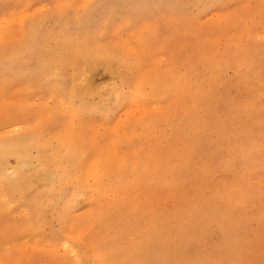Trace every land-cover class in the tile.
<instances>
[{"label": "rangeland", "instance_id": "rangeland-1", "mask_svg": "<svg viewBox=\"0 0 264 264\" xmlns=\"http://www.w3.org/2000/svg\"><path fill=\"white\" fill-rule=\"evenodd\" d=\"M1 19L0 143L51 174L0 159V264H264V0H0ZM98 152L123 159L102 158L101 189Z\"/></svg>", "mask_w": 264, "mask_h": 264}, {"label": "bare ground", "instance_id": "bare-ground-1", "mask_svg": "<svg viewBox=\"0 0 264 264\" xmlns=\"http://www.w3.org/2000/svg\"><path fill=\"white\" fill-rule=\"evenodd\" d=\"M80 2V1H79ZM85 2V1H84ZM79 5H80V3H79ZM42 6V5H41ZM84 5H82V7H83ZM40 7V6H39ZM77 7V6H76ZM81 8V7H80ZM148 8V7H147ZM34 9V8H33ZM42 9V8H41ZM38 10V9H37ZM43 10V9H42ZM37 12V11H36ZM32 13V12H31ZM20 15V14H19ZM18 15V16H19ZM23 15V14H22ZM24 15H26V14H24ZM27 15H29L28 13H27ZM20 17H21V15H20ZM18 18V19H21V18ZM18 19H16L15 21H17ZM2 21V19L0 20V22ZM18 23V22H17ZM5 24V23H4ZM12 25L14 26V23H12ZM11 25V26H12ZM15 25H16V23H15ZM7 26H8V24H7ZM6 26V27H7ZM9 27V26H8ZM16 27H14V29H15ZM17 28H18V26H17ZM4 29V28H3ZM2 29V30H3ZM6 29V28H5ZM11 29V28H10ZM32 29H34V26H31L30 28H29V31L30 30H32ZM13 30V29H12ZM17 31V30H16ZM159 34V33H158ZM3 35V34H2ZM128 35V34H127ZM133 35V34H132ZM15 36V35H14ZM16 36H17V34H16ZM15 36V37H16ZM136 36V35H135ZM158 36V35H157ZM4 37V36H3ZM2 36L0 37V38H3ZM126 37V36H125ZM14 38V37H13ZM122 38V37H121ZM10 39V38H9ZM123 39V38H122ZM137 39V38H136ZM135 39V40H136ZM156 39V38H155ZM242 39H243V36H242ZM126 40V39H125ZM241 40V39H240ZM239 40V41H240ZM137 41H138V39H137ZM238 41V42H239ZM242 41V40H241ZM128 42V41H127ZM232 42V41H231ZM183 43V42H182ZM234 43V42H233ZM127 44V43H126ZM126 44H124V46L126 45ZM249 44V43H248ZM177 45H179V44H177ZM246 45V44H245ZM243 46V45H242ZM157 47V46H156ZM161 47V46H160ZM247 47H248V45H247ZM259 47V46H258ZM180 48V47H179ZM255 48V47H254ZM249 50V49H248ZM251 50V49H250ZM253 50V49H252ZM256 50V49H255ZM245 51V50H244ZM247 51V50H246ZM254 51V50H253ZM224 52V51H223ZM223 52H221V53H223ZM231 52H233V51H231ZM236 52V51H235ZM257 52H258V49H257ZM237 53H239V52H237ZM245 53V52H244ZM243 53V54H244ZM218 54V53H217ZM220 54V53H219ZM224 54V53H223ZM228 54H230V53H228ZM61 55H63V53H61ZM251 55V54H250ZM73 56H74V58L76 59V60H79V64L80 65H82V67H83V69L84 70H86V72H85V75H86V77H85V79L82 81V84H84L85 86H89V76H90V74H91V69H92V67H93V62H92V60H91V53H90V51H88V50H86V49H83L82 47H80L79 45H74V54H73ZM242 56V55H241ZM253 56H254V53H253ZM253 56H251V57H253ZM251 57H248L247 59H252ZM232 59V58H231ZM243 59V58H242ZM215 60V59H214ZM240 60H241V58H240ZM239 60V61H240ZM244 60V59H243ZM252 60H254V59H252ZM251 60V61H252ZM159 61H161V60H159ZM218 61H221V60H218ZM225 61V60H224ZM231 61V60H230ZM233 61V60H232ZM43 62H45V60L43 61ZM42 62V63H43ZM227 62V61H226ZM243 62V61H242ZM41 63V64H42ZM229 63H231V62H229ZM233 63V62H232ZM240 63V62H239ZM247 63V62H246ZM41 64L39 65V70H40V66H41ZM213 64V63H212ZM236 64H238V63H236ZM218 66V65H217ZM216 67V66H215ZM214 67V68H215ZM242 69H244V68H242ZM47 70V65H45L44 64V67L42 68V72H45ZM208 70H211V69H208ZM208 70H206V71H208ZM159 71V70H158ZM220 71V70H219ZM155 72V71H154ZM218 72V71H217ZM246 72V71H245ZM256 72V71H255ZM163 73V72H162ZM208 73H209V71H208ZM244 73V72H243ZM242 73V74H243ZM84 74V73H83ZM150 74H152V73H150ZM149 74V75H150ZM219 74V73H218ZM84 75V76H85ZM154 75V74H153ZM210 76H211V74H209ZM244 75V74H243ZM256 75V74H255ZM215 76V75H214ZM214 76H213V78H214ZM220 76V75H219ZM250 76H252L251 74H250ZM93 77V76H92ZM147 78V77H146ZM178 78H180V77H178ZM237 78H239V77H237ZM217 79H219V78H217ZM99 80V79H98ZM201 80H203V79H201ZM205 80H207V79H205ZM209 80V79H208ZM220 80H222L221 78H220ZM236 80H238V79H236ZM117 81V80H116ZM222 81H225V80H222ZM78 82H80V81H78ZM221 82V81H220ZM227 82V81H226ZM240 82L241 81H239V84H240ZM95 83V82H94ZM177 84V83H176ZM212 84H214V82L212 83ZM219 84H221V83H219ZM218 84V85H219ZM224 84V83H223ZM238 84V83H237ZM115 85V84H114ZM153 85V84H152ZM211 85V84H210ZM227 85V84H226ZM231 86H232V84H231ZM247 86V85H246ZM207 87V86H206ZM221 87V86H220ZM252 86L250 85V88H251ZM254 87V86H253ZM257 87V86H256ZM234 88V87H233ZM249 88V87H248ZM57 88H54V89H52V93L54 94V95H56V94H58V93H60L59 92V90L57 89ZM110 89H111V87H110ZM238 89V88H237ZM21 90V89H20ZM71 92H73V91H76V89L72 86L71 87ZM200 90V89H199ZM215 90V89H214ZM256 91V90H255ZM71 92H68V95H69V101H68V104L69 105H72L73 104V97L75 96L73 93H71ZM143 92H145V90L143 91ZM156 92V91H155ZM245 92V91H244ZM96 94V93H95ZM254 93H252V95H253ZM188 95V94H187ZM200 96V95H199ZM210 97V96H209ZM102 98V97H101ZM134 98V97H133ZM132 98V99H133ZM235 98V97H234ZM214 99V98H213ZM216 99V98H215ZM214 99V100H215ZM96 100V99H95ZM128 101V100H127ZM217 101V100H216ZM173 102V101H172ZM185 103V102H184ZM134 104H135V102H134ZM173 104H175V103H173ZM78 105H82L81 104V102L79 101L78 102ZM152 105V104H151ZM176 105V104H175ZM197 105H199V104H197ZM129 106H131V105H129ZM139 106V105H138ZM142 106V105H141ZM174 106V105H173ZM196 106V105H195ZM134 107V106H133ZM158 107V106H157ZM137 108V107H136ZM136 108H134V109H136ZM147 107L146 106H142V109L143 110H145ZM164 108H166V107H164ZM163 108V109H164ZM176 108V107H175ZM185 108V107H184ZM196 108V107H195ZM133 109V110H134ZM139 109V108H138ZM148 109H150V108H148ZM180 109H181V107H180ZM186 109V108H185ZM188 109V108H187ZM193 109V108H192ZM254 109V108H253ZM74 111H73V113H74V115L75 116H77V115H79L81 112H84V111H86V109L84 108V107H74V109H73ZM152 110V109H151ZM160 110V109H159ZM172 110V109H171ZM170 110V111H171ZM201 110V109H200ZM200 110H199V112H200ZM125 111V110H124ZM138 111H140V110H138ZM177 111V110H176ZM203 111V110H202ZM167 112V111H166ZM165 112V113H166ZM184 112V111H183ZM194 112V111H193ZM164 113V112H163ZM170 113V112H169ZM204 113V112H203ZM203 113H201V114H203ZM121 114V113H120ZM168 114V113H167ZM232 114V113H231ZM133 115H135V114H133ZM127 116V115H126ZM125 116V117H126ZM124 117V118H125ZM193 117V116H192ZM236 117V116H235ZM234 117V118H235ZM238 118V117H237ZM127 120V119H126ZM169 120V119H168ZM237 120V119H236ZM120 121V120H119ZM162 121H164V120H162ZM252 121V120H251ZM194 123V122H193ZM197 123V122H196ZM226 123V122H225ZM119 124V123H118ZM117 124V125H118ZM123 124V123H122ZM214 125H217V124H214ZM19 128V127H18ZM114 128V127H113ZM112 128V129H113ZM213 127H211V129H212ZM237 128V127H236ZM100 129V128H99ZM205 129V128H204ZM215 129V128H214ZM218 129H220L221 130V128H218ZM217 129V131H219ZM227 129V128H226ZM234 129V128H233ZM17 130V129H16ZM118 130V129H117ZM225 130V129H224ZM236 131H238L237 129H235ZM113 131V130H112ZM211 131V130H210ZM216 131V130H215ZM216 131V132H217ZM216 132H214V133H216ZM218 133V132H217ZM131 134V133H130ZM226 136H228V135H226ZM182 137V136H181ZM181 137H180V139H181ZM221 137V136H220ZM224 138H225V136H223ZM211 139L213 138V137H210ZM214 140V139H213ZM180 141V140H179ZM182 141H183V139H182ZM227 141H229V140H227ZM218 142V141H217ZM186 143V142H185ZM184 143V144H185ZM188 143V142H187ZM189 144V143H188ZM228 144V143H227ZM149 145H151V144H149ZM231 145V144H230ZM35 146H37V147H43L44 146V144L42 143V142H40V141H38V140H36V144H35ZM29 145H28V140H26V139H22V140H20L19 142H14V143H11V142H8V143H0V159L1 158H5V157H9V156H11V157H14V158H16L17 159V163H18V168H17V171L15 172L16 173V176H23V170L24 169H28V168H30V166H33L34 168H36V169H39V171H40V174L41 175H39V174H35L38 178H39V180H41V181H44V179H43V177H46L48 174H51L47 169H46V167H45V165H43L42 163H35V164H32V161H30L28 158H29V154H28V149H29ZM81 148V145L79 144V142H78V140H77V138H74V136H73V134H70L64 141H61V140H59L58 141V145H57V147L54 149V155H55V157L58 159V161H59V164L57 165V168H56V173H58L59 174V178H61V180H62V182L63 183H67V182H69V181H71L72 180V173H71V171H70V169H69V163H71L72 161H74V159H75V157L77 156V153H78V149H80ZM114 151V150H113ZM112 151V152H113ZM146 151V150H145ZM228 152H230V151H228ZM113 153H115V152H113ZM117 153V152H116ZM191 154V153H190ZM148 155H150V154H148ZM178 155V154H177ZM102 158H104L105 159V163L106 164H108V162H109V160L110 161H112V160H123L121 157H119L118 155L116 156V157H114L113 155H110V156H103V155H101L100 154V152H98L95 156H94V158H93V160H90L91 162H88L89 164H87V165H85L86 166V178L87 177H91L92 179H93V182L96 184V186H97V188H100L101 189V187L103 188V186H106V184H104V185H102V183L100 182V180H99V178H101L100 177V174H101V170H100V166H101V160H102ZM118 158V159H117ZM225 162V161H224ZM223 162V163H224ZM101 163V164H100ZM100 164V165H99ZM222 164V163H221ZM5 165V164H4ZM223 165H225V164H223ZM228 165V164H227ZM227 165H225V166H227ZM6 167H8V166H6ZM227 167H229V166H227ZM33 168V169H34ZM31 169V168H30ZM227 168L225 167V170H226ZM229 169V168H228ZM203 170V169H202ZM38 171V170H37ZM84 171V170H83ZM9 171H7V173H8ZM11 172V171H10ZM9 172V173H10ZM84 173V172H83ZM29 174V173H28ZM12 175V174H11ZM25 175H27V174H25ZM13 176V175H12ZM43 176V177H42ZM85 177V176H84ZM83 177V178H84ZM77 180V179H76ZM89 180V179H88ZM218 181V180H217ZM84 182V181H83ZM230 183L231 182H228V184L230 185ZM23 185H25V180L23 179V178H17L15 181H14V184L12 185V188H13V190H15V191H21L22 189H23ZM193 186V185H192ZM225 186V185H224ZM227 187V186H226ZM186 190V189H185ZM193 190V189H192ZM196 190V189H195ZM190 191V190H189ZM220 193H221V191H220ZM182 194V193H181ZM220 195V194H219ZM180 196V195H179ZM89 197V196H88ZM110 198H111V196H110ZM113 198V197H112ZM187 197H185V199H186ZM218 198V197H217ZM216 198V199H217ZM223 198V197H222ZM115 199V198H114ZM231 202V201H230ZM160 203V202H159ZM226 203V202H225ZM234 203V202H233ZM227 204V203H226ZM237 208V207H236ZM239 208V207H238ZM125 209V208H124ZM133 209V208H132ZM234 211V210H233ZM239 211V210H238ZM206 212V211H205ZM76 213V212H75ZM75 213H73V214H75ZM81 214V213H80ZM211 215V214H210ZM228 215V214H227ZM235 217V216H234ZM236 219V218H235ZM220 221V220H219ZM231 221H233V219L231 218ZM230 221V222H231ZM226 223V222H225ZM232 223V222H231ZM235 224V223H234ZM230 229H231V226H230ZM232 230V229H231ZM76 233V232H75ZM99 238H101V237H99ZM90 244V242H88L87 241V244ZM89 244H88V246H89ZM92 247V246H91ZM201 249V248H200ZM193 251V250H192ZM94 252V251H93ZM75 253V252H74ZM90 253H92V252H90ZM92 256H93V254H91ZM76 257V256H75ZM74 257V258H75ZM77 259V258H76ZM79 260V259H78ZM76 262H78V261H76ZM76 264H78V263H76Z\"/></svg>", "mask_w": 264, "mask_h": 264}]
</instances>
